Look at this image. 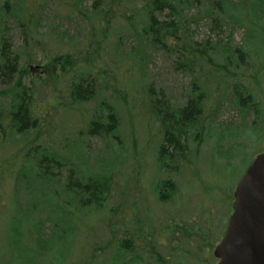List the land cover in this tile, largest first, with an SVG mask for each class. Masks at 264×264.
<instances>
[{
  "label": "rangeland",
  "instance_id": "rangeland-1",
  "mask_svg": "<svg viewBox=\"0 0 264 264\" xmlns=\"http://www.w3.org/2000/svg\"><path fill=\"white\" fill-rule=\"evenodd\" d=\"M173 1L191 46L209 55L195 52L193 74L175 68L173 48L140 43L144 0L114 5L112 20L94 11L95 0H11L8 8L0 0V40L19 55L37 122L16 131V79L0 74V264H127L120 250L129 238L136 241L130 264H216L235 187L264 152V0ZM63 55L73 59L71 72L62 71L64 62L54 65ZM87 76L98 95L76 104L70 89ZM194 88L205 129L164 169L155 101L162 94L183 106ZM235 90L251 97L248 111ZM108 111L114 132L90 136L89 124L99 114L105 122ZM106 174L112 186L98 209L69 184ZM166 181L172 184L162 201Z\"/></svg>",
  "mask_w": 264,
  "mask_h": 264
},
{
  "label": "trees",
  "instance_id": "trees-1",
  "mask_svg": "<svg viewBox=\"0 0 264 264\" xmlns=\"http://www.w3.org/2000/svg\"><path fill=\"white\" fill-rule=\"evenodd\" d=\"M4 7L8 8L11 0H3ZM145 4L142 8V14L144 15L142 20H137V26H141V31L139 35L140 43H144L150 48H160L173 50L179 55L174 64L175 68L178 70L186 71L189 74L196 73V53L200 59L209 57V55H204L203 50L194 49L188 41L187 27L186 23L181 25V20L179 19L176 11L178 7L173 0H144ZM197 0H194L196 2ZM107 2H110L106 6ZM122 2V0H95L93 9L98 12L99 15H104L108 19L112 20L113 6H117ZM180 3V1H179ZM106 6V7H105ZM9 12V9H6ZM168 12L173 14L171 19L159 20L156 14H163ZM6 14V13H5ZM7 15V14H6ZM8 16V15H7ZM126 20L131 22L132 27L133 17H126ZM105 26H109L110 21L106 19ZM173 46H169V44ZM206 50V49H204ZM196 52V53H195ZM225 52H229L228 50ZM197 56V58H198ZM93 58V56H92ZM66 61V62H65ZM85 60L84 62H86ZM62 71L74 67L73 59L71 56L63 55V57H58L54 60V65L62 63ZM87 68L91 69L94 63L86 62ZM92 65V66H91ZM67 70L65 72H67ZM54 74V66L50 72ZM0 74L8 78H15V84L12 89V97L16 104V109H12L10 113L11 124L16 128V131L20 134L28 131L29 129H35L37 127L36 120H33L31 116V103L27 99V90L21 83V71L19 69V55L11 51V46L8 39L2 37L0 40ZM98 84L96 79L92 76H87L80 78L72 88L70 89V97L73 101L78 103H85L94 100L98 95ZM234 92L235 99L238 101L239 107L244 111H248L251 108L250 96H243L241 93ZM238 95V97H237ZM186 103L183 106L173 105L160 94L155 102V114L158 118L160 124V133L162 135V143L159 150L158 160L162 163L161 166L167 169L166 160L173 164V161L178 160L179 157H184V153L187 151L189 138L200 139L201 133L205 129V124L207 116L204 115V105L202 101V96L199 90L195 88L190 91L187 95ZM20 98V99H19ZM103 115L99 114L95 117L93 122L89 124L88 134L93 137H104L105 135H111L115 130V115L113 112L108 111L105 122L100 118ZM199 130L197 136L193 135V132ZM199 136V137H198ZM43 164V162H42ZM170 166V165H169ZM172 166V165H171ZM42 167V166H41ZM46 174V172H45ZM48 175V173L46 174ZM72 177V174L70 173ZM111 174H106L104 177H93L90 176L86 180L80 181V179L71 180V188L75 189L74 193L85 203L92 204L96 209L101 206L100 203L105 200L108 195V190L112 186ZM172 182L166 181L159 184L160 187V199L162 201H168L165 196H167V186L171 185ZM70 188V186L68 187ZM133 241L135 239L129 238L122 241L121 244V255H124L122 261L124 263L130 264L127 257L136 258V247L133 246ZM114 264H121L117 259H114ZM122 262V263H123Z\"/></svg>",
  "mask_w": 264,
  "mask_h": 264
},
{
  "label": "water",
  "instance_id": "water-1",
  "mask_svg": "<svg viewBox=\"0 0 264 264\" xmlns=\"http://www.w3.org/2000/svg\"><path fill=\"white\" fill-rule=\"evenodd\" d=\"M214 256L217 264H264V154L236 187L233 212Z\"/></svg>",
  "mask_w": 264,
  "mask_h": 264
}]
</instances>
